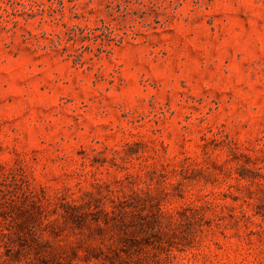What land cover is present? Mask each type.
<instances>
[{
	"label": "rangeland",
	"instance_id": "374dc122",
	"mask_svg": "<svg viewBox=\"0 0 264 264\" xmlns=\"http://www.w3.org/2000/svg\"><path fill=\"white\" fill-rule=\"evenodd\" d=\"M0 264H264V0H0Z\"/></svg>",
	"mask_w": 264,
	"mask_h": 264
}]
</instances>
